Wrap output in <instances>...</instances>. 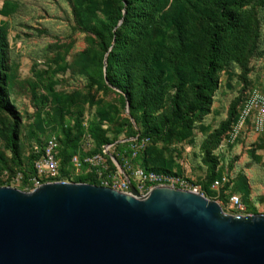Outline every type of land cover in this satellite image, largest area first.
<instances>
[{
    "label": "rangeland",
    "instance_id": "374dc122",
    "mask_svg": "<svg viewBox=\"0 0 264 264\" xmlns=\"http://www.w3.org/2000/svg\"><path fill=\"white\" fill-rule=\"evenodd\" d=\"M249 8L257 16L255 45L241 49L240 59L231 48L210 112L189 131L177 130L169 141H152L147 153L149 167L166 168L189 179L199 193L217 201L232 216L264 214V4L253 0ZM89 27L88 21L78 23L69 0H0V29L8 43L9 64L4 107L0 108V186L28 191L20 168L29 170L32 154L48 136L63 135L66 120L73 136L93 123L114 140L107 144L109 158L118 151V142L133 139L139 122L130 115L128 104L116 90L101 88L95 64L88 70L81 57L93 36ZM255 93L263 100H254L244 114ZM7 106L19 115L18 165L7 145V128L14 122ZM235 106L238 117L237 113L231 116ZM227 121L228 129L219 134ZM92 142L91 150L81 144L78 153L98 149ZM130 161L133 168L142 167V161ZM68 170L60 181L78 182L77 178L89 176L88 180L103 185L107 176L87 166L80 172L73 167ZM212 175V182L220 184L204 189L203 183Z\"/></svg>",
    "mask_w": 264,
    "mask_h": 264
},
{
    "label": "trees",
    "instance_id": "16d2710c",
    "mask_svg": "<svg viewBox=\"0 0 264 264\" xmlns=\"http://www.w3.org/2000/svg\"><path fill=\"white\" fill-rule=\"evenodd\" d=\"M252 1L69 0L78 23L88 21L93 34L90 45L81 53L86 68L89 70L95 64V71L101 75L98 80L101 88L116 90L126 105L129 103L130 115L139 122L133 138L149 139L145 149L135 157L132 156V139L118 142V151L112 156L119 164L124 166L125 159L142 161L141 166L147 171L180 175L166 168L149 167L148 147L152 141H169L177 130L189 131L210 112L219 73L231 58V48L239 52L240 59L244 54L241 49L251 43L249 49L255 45L252 37L257 16L254 9L249 8ZM258 1L264 4V0ZM8 82V43L0 29V108L4 107ZM7 109L14 117L7 128V145L14 164L18 165L21 163L16 136L19 115L14 108L7 106ZM236 113L235 106L231 116ZM229 124L230 121L224 122L218 133H225ZM61 129L62 136L54 133L59 141L60 176L57 180L72 169L75 154H93L115 142L93 123L82 127L76 136L67 120ZM85 135L91 137L98 149L78 153ZM45 141L38 152L32 154L29 170L20 168L25 187L28 179L36 174L34 162L41 155ZM88 179L89 176H84L77 181L100 185ZM213 180L214 175L209 176L203 183L204 189H208Z\"/></svg>",
    "mask_w": 264,
    "mask_h": 264
},
{
    "label": "water",
    "instance_id": "95a60500",
    "mask_svg": "<svg viewBox=\"0 0 264 264\" xmlns=\"http://www.w3.org/2000/svg\"><path fill=\"white\" fill-rule=\"evenodd\" d=\"M0 264H264V214L170 185L0 186Z\"/></svg>",
    "mask_w": 264,
    "mask_h": 264
},
{
    "label": "built area",
    "instance_id": "2783aa9c",
    "mask_svg": "<svg viewBox=\"0 0 264 264\" xmlns=\"http://www.w3.org/2000/svg\"><path fill=\"white\" fill-rule=\"evenodd\" d=\"M254 100L261 101L263 98L258 99L257 93L253 94L245 106L244 114L252 108ZM148 142V138H142L141 140L133 138L131 144L133 151L132 156L135 157L138 152L144 150ZM82 145H88V150H91L93 146L91 137L85 135ZM58 148L59 141L57 136H49V138L45 141L44 149L41 155L34 162L36 174L32 175L28 179V183L26 185L28 191L33 190L47 182L60 181L57 180L60 176ZM109 150V146L105 145L102 150L97 153H88L84 156L75 154L71 160L72 166L78 172H80L83 167L87 166L91 169L97 170L99 174L107 173L108 177L106 176L107 178H104L102 184L121 191H130V182H132L137 190L142 194L148 193L151 189L159 185H170L195 192H198L199 190L197 186L190 183L189 179L180 175L147 171L142 167L133 168L129 159H125L124 170L113 156L110 157L111 159L108 157ZM110 160H112V163H110ZM114 169L115 171L112 172ZM128 171H130V173H127ZM21 177L23 180V176ZM219 184L220 181L216 180L213 183V186Z\"/></svg>",
    "mask_w": 264,
    "mask_h": 264
}]
</instances>
